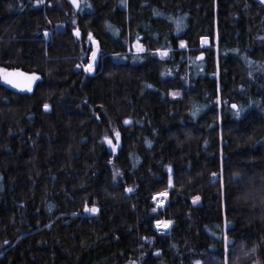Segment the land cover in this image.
I'll list each match as a JSON object with an SVG mask.
<instances>
[{"label":"trees","instance_id":"trees-1","mask_svg":"<svg viewBox=\"0 0 264 264\" xmlns=\"http://www.w3.org/2000/svg\"><path fill=\"white\" fill-rule=\"evenodd\" d=\"M0 68V264H264V0H0Z\"/></svg>","mask_w":264,"mask_h":264},{"label":"rangeland","instance_id":"rangeland-1","mask_svg":"<svg viewBox=\"0 0 264 264\" xmlns=\"http://www.w3.org/2000/svg\"><path fill=\"white\" fill-rule=\"evenodd\" d=\"M89 38H90V37H89ZM90 41H91V43L95 46V41H94V39H93L92 37L90 38ZM208 44H209L208 39H207V38H203L202 41H201V45H202V46H206V45H208ZM181 46L183 47V46H184V43H181ZM129 49H130L131 51H134V52H140V51L144 50V45H143L141 42H139V41H134L133 43H131V44L129 45ZM92 52H93V49H92L91 52L89 53V60H90V57H91ZM98 52H99V51H98ZM154 53H155L158 57H161V58H164V57L167 56V50H156V51H154ZM200 57L202 58V57H203V54H201ZM97 58H98V54H97L96 57H95V63L97 62ZM88 67H91V71H88V70H87ZM84 69H85L87 72H92V71H93L92 66L89 65V64H88V65H85V66H84ZM0 70H6L7 72H11V70H7V69H4V68H0ZM0 78H1V80H2L3 82H5V79H3V76H2V75H0ZM116 133H117V132H115L113 136H105V137H104L103 140L105 141V143H106L108 146L113 147V146L117 143V141H118L119 138H117ZM109 141H111V143H109ZM165 197H166V193H165V192H163V191H162V192H159V193L156 195V198H155V204H156V206H160V207L163 206V205H164V202H165ZM195 202L198 203L197 200H196ZM160 224H162V222H161ZM196 264H199V263H196Z\"/></svg>","mask_w":264,"mask_h":264},{"label":"snow or ice","instance_id":"snow-or-ice-1","mask_svg":"<svg viewBox=\"0 0 264 264\" xmlns=\"http://www.w3.org/2000/svg\"><path fill=\"white\" fill-rule=\"evenodd\" d=\"M73 2L75 3L76 0H73ZM93 57H95V53H93ZM88 71H91V67H88L87 68ZM0 75L3 76V79H5L9 84H12L13 86L15 87H22V88H25L27 89L28 91H31L32 88H31V85H32V82L33 80L37 79V77H35L34 75L33 76H29L28 74L26 73H22V72H19V71H16V72H12V73H9L7 72L6 70H0ZM233 107L235 108L236 106L233 105ZM45 108L47 109L48 108V105H45ZM127 123V121H126ZM116 136L117 138H119V133L117 132L116 133ZM109 143H111V141H109ZM129 191H131V189H129ZM199 197H195L194 198V202L196 200H198ZM87 211H96L95 208H91V209H86ZM160 221H157V225L159 226L160 225ZM171 222H164V227H167L168 224H170Z\"/></svg>","mask_w":264,"mask_h":264},{"label":"water","instance_id":"water-1","mask_svg":"<svg viewBox=\"0 0 264 264\" xmlns=\"http://www.w3.org/2000/svg\"><path fill=\"white\" fill-rule=\"evenodd\" d=\"M68 2H69L74 8H77L78 5H79V0H76L75 3L73 2V0H68ZM97 51H98V49H97V47H95V48L93 49V52H92L91 57H90V65H91V66H94V65H95V57H96V55H97ZM93 53H95V57H93ZM12 72H16V71H11V72H9V73H12ZM19 72L26 73V72H23V71H19ZM26 74H28L29 76H33V74H30V73H26ZM34 76H35V75H34ZM34 81H35V80H33L32 85H33ZM5 83H6V85H8L9 87L14 88V89H16V90H19V91H27V89H25V88H22V87H15V86H13L12 84H9L6 80H5ZM32 85H31V87H32Z\"/></svg>","mask_w":264,"mask_h":264}]
</instances>
